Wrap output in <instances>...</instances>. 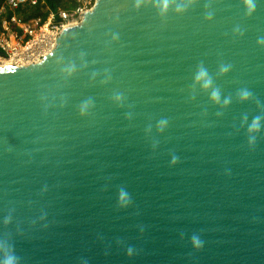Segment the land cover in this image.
<instances>
[{
	"label": "water",
	"instance_id": "water-1",
	"mask_svg": "<svg viewBox=\"0 0 264 264\" xmlns=\"http://www.w3.org/2000/svg\"><path fill=\"white\" fill-rule=\"evenodd\" d=\"M159 2L97 0L41 61L0 67V237L21 264H264V0Z\"/></svg>",
	"mask_w": 264,
	"mask_h": 264
},
{
	"label": "built area",
	"instance_id": "built-area-1",
	"mask_svg": "<svg viewBox=\"0 0 264 264\" xmlns=\"http://www.w3.org/2000/svg\"><path fill=\"white\" fill-rule=\"evenodd\" d=\"M97 0H66L68 10L51 14L45 22L39 16L25 19L27 8L43 5L44 0H2L0 2V67L27 66L39 62L56 43L68 24H79ZM47 9V8H46ZM57 18V21H55Z\"/></svg>",
	"mask_w": 264,
	"mask_h": 264
},
{
	"label": "clouds",
	"instance_id": "clouds-1",
	"mask_svg": "<svg viewBox=\"0 0 264 264\" xmlns=\"http://www.w3.org/2000/svg\"><path fill=\"white\" fill-rule=\"evenodd\" d=\"M144 0H135V7L139 8ZM148 3H151V0H147ZM192 3H195L196 0H191ZM244 7L246 9V12L249 16H251L257 7L256 0H243ZM188 4V0H179V4L177 5L176 11L180 12L184 9V6ZM170 7L169 0H160L159 2V12L161 15H166ZM209 19H211V14L208 16ZM236 31H239V29H236ZM257 45L264 47V36H261L257 39ZM231 69L230 64H222L220 66L219 72L221 75H224L228 73ZM195 83L201 85V87L207 91L211 90V96L210 99L213 103L219 104L221 102V91L219 88H213V80L209 76V73L207 69L200 65L198 67L197 73L195 75ZM241 101H247L252 97V92L247 89L243 88L238 93ZM122 99V96L120 94H117L116 100L119 101ZM223 103L225 106L229 105L231 103V97H225L223 100ZM92 105V101L86 100L81 105V115H83L86 110ZM261 116H256L253 118L249 128L248 132L251 133H257L260 131L261 128ZM168 125L167 119H161L158 122V128L160 131H163ZM249 144L254 145L255 144V136L250 135L249 136ZM177 157L173 156L172 162L176 163ZM118 200L121 205H127L130 200V194L125 189H120L118 193ZM191 243L194 249L200 250L203 247V241L200 238L199 235L193 234L191 237ZM131 253V249L129 250ZM0 264H21L20 258L17 256L14 244L12 241L7 237H0ZM83 264H86V261L83 262Z\"/></svg>",
	"mask_w": 264,
	"mask_h": 264
},
{
	"label": "trees",
	"instance_id": "trees-1",
	"mask_svg": "<svg viewBox=\"0 0 264 264\" xmlns=\"http://www.w3.org/2000/svg\"><path fill=\"white\" fill-rule=\"evenodd\" d=\"M44 3L35 8H27L21 13V18L25 20L39 16L45 22L51 14L56 15L59 10L69 9L66 0H44ZM55 21H57V18H55Z\"/></svg>",
	"mask_w": 264,
	"mask_h": 264
},
{
	"label": "bare ground",
	"instance_id": "bare-ground-1",
	"mask_svg": "<svg viewBox=\"0 0 264 264\" xmlns=\"http://www.w3.org/2000/svg\"><path fill=\"white\" fill-rule=\"evenodd\" d=\"M75 25H78V24H68V25L65 27V29H66V28L73 27V26H75ZM54 46H55V45H53L50 49H47V51L44 52V56L47 55L48 53H50V52L52 51V49L54 48ZM35 63H38V62L36 61V62H34L33 64H35ZM29 65H31V64H29ZM7 66H12V65H7ZM7 66H6V67H7ZM1 67H2V66H1ZM3 67H4V66H3ZM12 67H13V66H12Z\"/></svg>",
	"mask_w": 264,
	"mask_h": 264
},
{
	"label": "rangeland",
	"instance_id": "rangeland-1",
	"mask_svg": "<svg viewBox=\"0 0 264 264\" xmlns=\"http://www.w3.org/2000/svg\"><path fill=\"white\" fill-rule=\"evenodd\" d=\"M44 56V55H43Z\"/></svg>",
	"mask_w": 264,
	"mask_h": 264
}]
</instances>
